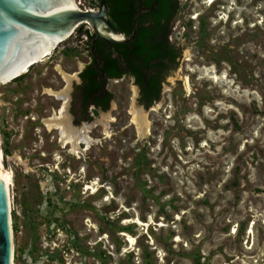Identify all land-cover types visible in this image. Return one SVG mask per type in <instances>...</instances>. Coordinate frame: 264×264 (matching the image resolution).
I'll list each match as a JSON object with an SVG mask.
<instances>
[{"label":"rangeland","instance_id":"1","mask_svg":"<svg viewBox=\"0 0 264 264\" xmlns=\"http://www.w3.org/2000/svg\"><path fill=\"white\" fill-rule=\"evenodd\" d=\"M178 2L160 100L145 109L129 76L109 81L78 157L43 120L63 106L46 92L66 87L58 67L77 83L89 62L85 37L0 84L13 264H264V0Z\"/></svg>","mask_w":264,"mask_h":264},{"label":"trees","instance_id":"2","mask_svg":"<svg viewBox=\"0 0 264 264\" xmlns=\"http://www.w3.org/2000/svg\"><path fill=\"white\" fill-rule=\"evenodd\" d=\"M96 1L99 3L100 0ZM106 3L110 24L127 38L133 37L129 42L112 44L120 56L119 64L107 43L98 40L93 44L94 35L86 28L87 25L82 24L76 29L75 37L80 40L85 37L84 44L91 58L78 75L81 82L76 88L77 94L85 102V107L94 102L95 106L106 111L114 98L104 88L107 80H119L127 75L139 88V105L149 109L160 100L164 78L176 67L180 56V51L169 42L171 25L180 9L179 2L106 0ZM92 96H95L94 100H91ZM12 229L16 231L14 223Z\"/></svg>","mask_w":264,"mask_h":264},{"label":"water","instance_id":"3","mask_svg":"<svg viewBox=\"0 0 264 264\" xmlns=\"http://www.w3.org/2000/svg\"><path fill=\"white\" fill-rule=\"evenodd\" d=\"M107 15L106 0H100L96 10L79 6L75 9L70 0H0V83L17 79L34 61L47 60L55 46L82 24L94 35L93 44L98 40L107 43L120 64L112 44L129 42L133 36L127 38L116 31ZM12 237L0 169V264H11L13 260Z\"/></svg>","mask_w":264,"mask_h":264},{"label":"bare ground","instance_id":"4","mask_svg":"<svg viewBox=\"0 0 264 264\" xmlns=\"http://www.w3.org/2000/svg\"><path fill=\"white\" fill-rule=\"evenodd\" d=\"M70 1H71L72 6L76 9L77 8L75 4L76 1L75 0H70ZM212 2L213 0H208L207 4H211ZM103 34L113 39H120L119 36H115L112 33H109V34L103 33ZM60 43L61 41L55 46V48ZM42 62L44 61L37 60V61L32 62L26 72L30 71L29 69H31V67H33L34 65L38 63H42ZM58 70L66 82V87L59 92H56L53 90H47L46 92L49 95L56 97L57 100L62 101L63 106L59 109L58 112L55 111L52 114V116L45 118L43 120V123L49 132L56 131V130L59 131V135H60L59 143L61 145V148L62 149L70 148V151H69L70 154L78 157V155L82 153L84 150L89 149L92 145L97 143L93 139H91L89 136L90 129H92L94 124L84 123L80 127H76L71 124V121H70L71 117L67 112V105H68V100H69V92H70V88H71V84H72L74 76L72 75L70 76L68 74L63 73V71L59 67H58ZM26 72H24L23 74L15 78L21 77ZM130 115H131V121L136 127V130L139 136L140 135L144 136L148 132V127H149L145 112L141 108H136L135 105L133 104L130 110ZM100 123L104 124V120L103 121L101 120ZM82 144L85 145V149H82L81 147ZM3 161H4V158H3V152H2L1 141H0V169H1L3 185H4V191L6 195V207H7V212L9 214V222L11 223L9 187L12 184V175L11 173H8L5 171ZM252 228L253 227L251 226L248 231L249 234L252 233ZM235 232L236 230L233 229L232 234H235ZM12 249H13V241H12ZM12 255H13V252H12ZM11 264H13V260Z\"/></svg>","mask_w":264,"mask_h":264},{"label":"flooded vegetation","instance_id":"5","mask_svg":"<svg viewBox=\"0 0 264 264\" xmlns=\"http://www.w3.org/2000/svg\"><path fill=\"white\" fill-rule=\"evenodd\" d=\"M99 4V3H98ZM89 58V62L86 64L88 65L90 62H91V58L88 56ZM85 65V66H86ZM85 66L83 67V69L85 68ZM82 69V70H83ZM81 70V71H82ZM80 71V72H81ZM79 72V73H80ZM78 73V75H79ZM102 76V75H101ZM124 77V76H123ZM131 78V77H130ZM78 79L79 81L77 83H74L72 81V84H71V90L69 92V100H68V105H67V112L68 114L70 115V121H71V124L72 125H75L76 127L80 126V125H83V123H91L92 121V118L94 115L98 114L99 112L101 113H104L106 111H103L102 110V107L101 106H95V103L93 102L92 104H89L87 105L86 107L84 106L85 102H83L82 99L79 98L78 94H77V91H76V88L77 86L80 84L81 80L78 76ZM132 79V78H131ZM111 80H114V79H108L107 80V83ZM133 81V79H132ZM107 83L105 85V89L107 87ZM133 84H134V81H133ZM135 85V84H134ZM137 91H138V99L140 98V91H139V88L137 85H135ZM107 90V89H106ZM110 92V91H109ZM95 96H92L91 97V100H94ZM138 99H137V102H138ZM60 103V102H59ZM111 103V102H110ZM142 106V105H141ZM109 107H110V104H109ZM143 107V106H142ZM59 108V106L54 110L56 111L57 109ZM59 111V110H58ZM57 134H58V137L60 138V135H59V131H57ZM59 138H58V144H59ZM60 145V144H59Z\"/></svg>","mask_w":264,"mask_h":264}]
</instances>
